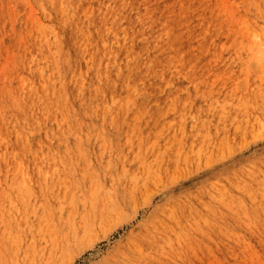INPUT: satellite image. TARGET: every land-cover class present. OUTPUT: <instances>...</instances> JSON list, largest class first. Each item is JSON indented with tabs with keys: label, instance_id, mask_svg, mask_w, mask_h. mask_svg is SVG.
I'll list each match as a JSON object with an SVG mask.
<instances>
[{
	"label": "rangeland",
	"instance_id": "1",
	"mask_svg": "<svg viewBox=\"0 0 264 264\" xmlns=\"http://www.w3.org/2000/svg\"><path fill=\"white\" fill-rule=\"evenodd\" d=\"M39 1L0 0V264H264V0ZM148 165L170 176L82 237Z\"/></svg>",
	"mask_w": 264,
	"mask_h": 264
},
{
	"label": "bare ground",
	"instance_id": "2",
	"mask_svg": "<svg viewBox=\"0 0 264 264\" xmlns=\"http://www.w3.org/2000/svg\"><path fill=\"white\" fill-rule=\"evenodd\" d=\"M42 1V0H41ZM41 1H39V2H41ZM44 1V0H43ZM42 1V2H43ZM48 1V0H47ZM62 1V0H61ZM69 1V0H68ZM93 1V0H92ZM123 1V0H122ZM53 2V1H52ZM80 2V1H79ZM78 2V3H79ZM109 2V1H108ZM107 2V3H108ZM139 2H141V1H139ZM144 2V1H143ZM156 2V1H155ZM58 3V2H57ZM63 3V2H62ZM61 3V4H62ZM71 3V2H70ZM82 3V2H81ZM98 3H100V2H98ZM105 3V2H104ZM106 3V4H107ZM46 4H48V3H46ZM54 4V3H53ZM109 4V3H108ZM112 4V3H111ZM124 4V3H123ZM129 4V3H128ZM127 4V5H128ZM90 5V4H89ZM89 5H87V6H89ZM113 5V4H112ZM112 5H111V7H112ZM126 5V6H127ZM132 5V4H131ZM54 6V5H53ZM84 6H85V4H84ZM86 6V7H87ZM122 6V5H121ZM146 6V5H145ZM44 7V6H43ZM61 7V6H60ZM62 8V7H61ZM65 8H67V7H65ZM83 8V7H82ZM124 8H126V7H124ZM47 9H48V7H47ZM56 8L54 7V10H55ZM78 9V8H77ZM77 9H76V11H77ZM104 9V8H103ZM52 10V9H51ZM60 10V9H59ZM62 10V9H61ZM66 10V9H65ZM100 10H102V9H100ZM121 10H123L122 8H121ZM126 10V9H125ZM48 11V10H47ZM56 11H58L57 9H56ZM128 11V10H127ZM59 12V11H58ZM67 12H69V11H67ZM66 12V13H67ZM75 12V11H74ZM82 12V11H81ZM80 12V13H81ZM99 12H101V11H99ZM129 12V11H128ZM141 12V11H140ZM147 12V11H146ZM50 13V12H49ZM70 13V12H69ZM72 13V12H71ZM77 13V12H76ZM102 13V12H101ZM106 13V12H105ZM122 13V12H121ZM52 14V13H51ZM56 14H57V12H56ZM62 14V13H61ZM74 14V13H73ZM94 14V16H97L95 13H93ZM100 14V13H99ZM83 15H84V13H83ZM91 15V14H90ZM108 15V14H107ZM116 16H117V13L115 14ZM125 15V14H124ZM127 15V14H126ZM132 15V14H131ZM47 16V15H46ZM89 16V14L87 15V17ZM100 16V15H99ZM104 16V15H103ZM106 16V15H105ZM133 16V15H132ZM139 16V15H138ZM156 16V15H155ZM58 17V16H57ZM71 17H72V15H71ZM107 17V16H106ZM61 18V17H60ZM65 18V17H64ZM67 18H68V16H67ZM81 18V17H80ZM84 18H86V17H84ZM84 18L82 17L81 19H83L84 20ZM141 18V17H140ZM70 19V18H69ZM81 19H79V20H81ZM88 19V18H87ZM86 19V20H87ZM102 19V18H101ZM131 19V18H130ZM59 20V19H58ZM57 20V21H58ZM65 20V19H64ZM67 20V19H66ZM72 20V19H71ZM82 20V21H83ZM90 20V19H89ZM53 21V20H52ZM67 21H69V20H67ZM78 21V20H77ZM116 21V20H115ZM120 21H121V19H120ZM56 22V21H55ZM64 22V21H63ZM66 22V21H65ZM64 22V23H65ZM83 22H85V20L83 21ZM96 22V21H95ZM94 22V23H95ZM105 22H106V19H105ZM111 22H113V21H111ZM122 22V21H121ZM120 22V23H121ZM131 22V21H130ZM40 23V22H39ZM75 23V22H74ZM86 23V22H85ZM63 24V23H62ZM66 24V23H65ZM83 24V23H82ZM89 24V23H88ZM93 24V23H92ZM76 25V24H75ZM84 25V24H83ZM67 26V25H66ZM86 26V25H85ZM124 26V25H123ZM137 26V25H136ZM64 27V26H63ZM71 27V26H70ZM77 27H78V25H77ZM81 27V26H80ZM93 27V26H92ZM95 27V26H94ZM113 27V26H112ZM25 28V27H24ZM68 28V27H67ZM82 28V27H81ZM80 28V29H81ZM89 28V27H88ZM87 28V29H88ZM121 28V27H120ZM124 28V27H123ZM151 28V27H150ZM26 29V28H25ZM82 29H84V27L82 28ZM111 29V28H110ZM28 30V29H27ZM31 30V29H30ZM29 30V31H30ZM74 30V29H73ZM75 30H77L76 28H75ZM91 29H89V31H90ZM123 30V29H122ZM124 30H125V28H124ZM25 31V30H24ZM66 31V30H65ZM70 31V30H69ZM83 31H85V29L83 30ZM28 32V31H27ZM56 32H57V30H56ZM55 32V33H56ZM156 32V31H155ZM75 33V32H74ZM92 33V32H91ZM114 33V32H113ZM118 33V32H117ZM148 33H149V31H148ZM170 33V32H169ZM24 34V33H23ZM32 34V33H31ZM43 34V33H42ZM72 34V33H71ZM127 34V33H126ZM129 34V33H128ZM127 34V35H128ZM30 35V34H29ZM36 35V34H35ZM37 35H38V33H37ZM44 35V34H43ZM77 35H78V33H77ZM31 36V35H30ZM29 36V38L31 39V37ZM59 36V35H58ZM82 36V35H81ZM85 36V35H84ZM99 36V35H98ZM119 36V35H118ZM124 36V35H123ZM122 36V39L124 38L125 39V37H123ZM126 36V35H125ZM22 37V36H21ZM34 37V36H33ZM37 37V36H36ZM36 37H35V39H36ZM60 37V36H59ZM90 37V36H89ZM115 37V36H114ZM134 37V36H133ZM25 38V37H24ZM38 38V37H37ZM41 38V37H40ZM80 38V37H79ZM82 38H83V36H82ZM91 38V37H90ZM115 38H117V35H116V37ZM148 38H150V37H148ZM27 39H28V37H27ZM26 39V40H27ZM44 39V38H43ZM131 39H133V38H131ZM41 40V39H40ZM49 40V39H48ZM83 40H84V38H83ZM90 40V39H89ZM93 40V39H92ZM91 40V41H92ZM126 40V39H125ZM124 40V41H125ZM149 40V39H148ZM148 40H146V41H148ZM25 41V40H24ZM31 41H33L32 39H31ZM44 41V40H43ZM50 41V40H49ZM74 41V40H73ZM90 41V42H91ZM97 41V40H96ZM104 42H105V40H103ZM35 42V41H34ZM42 42V41H41ZM53 41H51L50 43H52ZM79 42V41H78ZM81 42H82V40H81ZM107 42H109V41H107ZM29 43V42H28ZM31 43V42H30ZM87 43V42H86ZM94 43V42H93ZM98 43V42H97ZM55 44V43H54ZM65 44V43H64ZM117 44V43H116ZM26 45V44H25ZM52 45V44H51ZM100 45V44H99ZM110 45V44H109ZM108 44H107V46H109ZM112 45V44H111ZM38 46V45H37ZM43 46V45H42ZM86 46V45H85ZM39 47V46H38ZM41 47V46H40ZM49 47V46H48ZM63 47V46H62ZM67 47V46H66ZM118 47H119V45H118ZM123 47V46H122ZM33 48V47H32ZM44 48V47H43ZM53 48V47H52ZM83 48V47H82ZM17 49H19L18 47H17ZM23 49H25V48H23ZM30 49V48H29ZM98 49H100V47L98 48ZM127 49V48H126ZM16 50V49H15ZM14 50V51H15ZM25 50H27V49H25ZM42 50V49H41ZM57 50V49H56ZM150 50V49H149ZM154 50V49H153ZM33 51V50H32ZM37 51V50H36ZM59 51V50H58ZM75 51V50H74ZM77 51H78V49H77ZM117 51V50H116ZM25 52V51H24ZM30 52V51H29ZM47 52V51H46ZM45 52V53H46ZM54 52V51H53ZM76 52V51H75ZM105 53H107L106 51H104ZM31 53V52H30ZM39 53H41V52H39ZM42 53H44L43 51H42ZM44 53V54H45ZM58 53V52H57ZM117 53V52H116ZM34 54V53H33ZM48 54V53H47ZM63 54V53H62ZM65 54V53H64ZM118 54H119V52H118ZM152 54V53H151ZM154 54V53H153ZM17 55H19L18 53H17ZM16 55V56H17ZM27 55V54H26ZM35 55V54H34ZM37 56H39L38 54H36ZM41 55V54H40ZM46 55V54H45ZM50 55H51V53H50ZM55 55V54H54ZM67 55V54H66ZM141 55V54H140ZM33 56V55H32ZM42 56V55H41ZM68 56V55H67ZM70 56V55H69ZM92 56H93V54H92ZM26 57V56H25ZM47 57V56H46ZM65 57V56H64ZM79 57V56H78ZM77 57V58H78ZM41 58V57H40ZM61 58V57H60ZM63 58V57H62ZM116 58V57H115ZM130 58V57H129ZM132 58V57H131ZM23 59V58H22ZM39 59V58H38ZM93 59V58H92ZM128 59V58H127ZM133 59V58H132ZM152 59V58H151ZM16 60V59H15ZM44 59L42 58V61H43ZM64 60V59H63ZM62 60V61H63ZM70 60V59H69ZM95 60V59H94ZM103 60V59H102ZM17 61V60H16ZM24 61V60H23ZM31 61H33L32 59H31ZM52 61H54V60H52ZM58 61V60H57ZM122 61V60H121ZM129 61V60H128ZM132 61V60H131ZM28 62H30V61H28ZM101 62V61H100ZM109 62V61H108ZM19 63V62H18ZM31 63V62H30ZM38 63V62H37ZM47 63H48V61H47ZM58 63V65H59V62H57ZM81 63V62H80ZM102 63V62H101ZM100 63V64H101ZM117 63V62H116ZM153 63V62H152ZM42 64V63H41ZM40 64V65H41ZM54 64V63H53ZM77 64V63H76ZM122 64V63H121ZM125 64V63H124ZM129 64V63H128ZM19 65H20V63H19ZM23 65V64H22ZM106 65H108V64H106ZM139 65V64H138ZM143 65V64H142ZM21 66V65H20ZM24 66V65H23ZM29 66V65H28ZM37 66H39V65H37ZM53 66V65H52ZM60 66H62V65H60ZM65 66H67V65H65ZM100 67H101V65H99ZM98 66V67H99ZM132 66H133V64H132ZM25 67V66H24ZM34 67V66H33ZM50 67V66H49ZM62 67H64V66H62ZM73 67H74V65H73ZM98 67H96V69L98 68ZM20 68V67H19ZM22 68V67H21ZM45 68V67H44ZM54 68V67H53ZM53 68H51V70H53ZM66 68V67H65ZM69 68H71V67H69ZM151 68V67H150ZM30 69L31 68H29V71H30ZM33 69V68H32ZM40 69V68H39ZM93 69V68H92ZM140 69V68H139ZM16 70V69H15ZM35 70H36V68H35ZM57 70V69H56ZM60 70V69H59ZM59 70H58V72H59ZM102 70V69H101ZM100 70V71H101ZM45 71V70H44ZM67 71V70H66ZM103 71V70H102ZM132 71H134L133 69H132ZM142 71V70H141ZM21 72H22V70H21ZM20 72V73H21ZM39 72H40V70H39ZM52 72H54V71H52ZM113 72V71H112ZM121 72H122V70H121ZM19 73V74H20ZM49 73V72H48ZM64 73H65V71H64ZM117 73V72H116ZM123 73V72H122ZM125 73V72H124ZM15 74V73H14ZM31 74V73H30ZM38 74V73H37ZM40 74V73H39ZM62 74V73H61ZM69 74V73H68ZM99 74V73H98ZM97 74V75H98ZM107 74V73H106ZM118 74V73H117ZM21 75V74H20ZM29 75V74H28ZM41 75V74H40ZM80 75H82V74H80ZM89 75H91V74H89ZM142 75V74H141ZM19 76V75H18ZM43 76V75H42ZM79 76V75H78ZM99 76V75H98ZM119 76H121V74L119 75ZM154 76V75H153ZM36 77V76H35ZM47 77V76H46ZM60 77V76H59ZM70 77V76H69ZM84 77V76H83ZM118 77V76H117ZM133 77H136V76H133ZM142 77V76H141ZM12 78V77H11ZM21 78V77H20ZM23 78V77H22ZM25 78H26V76H25ZM29 78V77H28ZM32 78V77H31ZM41 78V77H40ZM43 78V77H42ZM61 78V77H60ZM72 78V77H71ZM94 78V77H93ZM119 78V77H118ZM153 78H155V77H153ZM17 79V78H16ZM39 79V78H38ZM62 79V78H61ZM66 79V78H65ZM86 79H87V77H86ZM99 79H101V78H99ZM104 79V78H103ZM120 79V78H119ZM133 79H135V78H133ZM9 80V79H8ZM14 80V79H13ZM23 80H24V78H23ZM22 80V81H23ZM27 80V79H26ZM54 81H55V79H53ZM63 80V79H62ZM66 80H68V79H66ZM88 80V79H87ZM102 80V79H101ZM108 80V79H107ZM118 80V79H117ZM116 80V81H117ZM148 80H151L150 78L148 79ZM29 81H30V78H29ZM52 81V80H51ZM53 81V82H54ZM81 81H83V80H81ZM92 81H93V79H92ZM95 81V80H94ZM106 81V80H105ZM134 81H136V80H134ZM32 82H33V78H32ZM39 82H40V80H39ZM41 82H42V80H41ZM45 82V81H44ZM56 82V81H55ZM77 82V81H76ZM107 82H109V81H107ZM7 83V82H6ZM11 83V82H10ZM9 83V84H10ZM23 83V82H22ZM30 83L31 82H29V86H31L30 85ZM48 83V82H47ZM101 83V82H100ZM112 82H110V84H111ZM115 84H116V82H114ZM152 83V82H151ZM8 84V83H7ZM21 83L19 82V85H20ZM32 84V83H31ZM33 84H34V82H33ZM36 84H38V83H36L35 82V85ZM63 84V83H62ZM81 84V83H80ZM99 84V83H98ZM109 84V83H108ZM144 84V83H143ZM89 85V84H88ZM104 85H106V84H104ZM126 85V84H125ZM22 86V85H21ZM70 86V85H69ZM83 86V85H82ZM90 86V85H89ZM88 86V87H89ZM136 86V85H135ZM10 87V86H9ZM16 87V86H15ZM20 87V86H19ZM47 87V86H46ZM97 87V86H96ZM102 87V86H101ZM107 87L109 88V86L107 85ZM140 87V86H139ZM6 88V87H5ZM8 88V87H7ZM21 88V87H20ZM23 88V87H22ZM39 88V87H38ZM49 88V87H48ZM53 88V87H52ZM73 88V87H72ZM98 88V87H97ZM111 88H112V86H111ZM135 88V87H134ZM2 89H4V87H2ZM9 89V88H8ZM34 89V88H33ZM66 89V88H65ZM64 89V90H65ZM81 89V88H80ZM5 90V89H4ZM10 90V89H9ZM18 90V89H17ZM20 90V89H19ZM21 90H25L24 88L23 89H21ZM27 90V89H26ZM30 91H31V89H29ZM35 90V89H34ZM39 90V89H38ZM48 90V89H47ZM70 90V89H69ZM99 91H100V89H98ZM103 90V89H102ZM101 90V91H102ZM105 90V89H104ZM106 90H107V88H106ZM144 90V89H143ZM142 90V91H143ZM149 90V89H148ZM10 91H13L12 89L10 90ZM92 91V90H91ZM113 91H114V89H113ZM121 91V90H120ZM25 92V91H24ZM32 92V91H31ZM30 92V93H31ZM37 92V91H36ZM64 92V91H63ZM85 92V91H84ZM103 92V91H102ZM149 92V91H148ZM7 93V92H6ZM34 93V92H33ZM42 93V92H41ZM40 93V95H42ZM44 93H45V91H44ZM46 93H47V91H46ZM83 93V92H82ZM109 93V92H108ZM112 93H114V92H112ZM121 93V92H120ZM5 94V93H4ZM19 94H20V92H19ZM26 94V93H25ZM35 94V93H34ZM80 94V93H79ZM87 94V93H86ZM91 94V93H90ZM102 94V93H101ZM104 95H106L105 93H103ZM128 94V93H127ZM152 94V93H151ZM1 95V94H0ZM10 95V94H9ZM11 95H13V94H11ZM36 95H37V93H36ZM74 95V94H73ZM88 95V94H87ZM93 95V94H92ZM111 95V94H110ZM118 95V94H117ZM121 95V94H120ZM23 96H24V94H23ZM26 96H27V94H26ZM43 96V95H42ZM56 96V95H55ZM58 96V95H57ZM56 96V97H57ZM63 96V95H62ZM70 96V95H69ZM75 96V95H74ZM83 96H85V95H82L81 97H83ZM98 96V95H97ZM112 96H114V95H112ZM111 96V97H112ZM119 96V95H118ZM21 98H22V96H20ZM33 97V96H32ZM51 97V96H50ZM80 97V96H79ZM96 97V96H95ZM132 97V96H131ZM136 97V96H135ZM13 98V97H12ZM17 98V97H16ZM16 98H15V100H16ZM29 98V97H28ZM39 98V97H38ZM43 98H44V96H43ZM49 97H48V94H47V99H48ZM88 97H86V99H87ZM116 98V97H115ZM5 99V98H4ZM4 99L2 100V101H4ZM30 99V98H29ZM32 99H34V98H32ZM54 99V98H53ZM72 99V98H71ZM81 99V98H80ZM93 99V98H92ZM91 99V100H92ZM103 99H104V97H103ZM6 100V99H5ZM22 101H23V99H21ZM28 100V99H27ZM34 100H36V99H34ZM33 100V101H34ZM39 100H40V98H39ZM45 100V99H44ZM55 100V99H54ZM57 100V99H56ZM62 100V99H61ZM70 100V99H69ZM90 100V99H89ZM116 100V99H115ZM1 101V102H2ZM7 101V100H6ZM10 101V100H9ZM32 101V102H33ZM41 101V100H40ZM46 101V100H45ZM50 101V100H49ZM63 101H65V100H63ZM67 101V100H66ZM65 101V102H66ZM84 101V100H83ZM95 101V100H94ZM104 101V100H103ZM13 102V101H12ZM29 102V101H28ZM35 102V101H34ZM62 102V101H61ZM17 102H15V104H16ZM37 103V102H36ZM36 103H35V105H36ZM43 103V102H42ZM45 103V102H44ZM49 102H47V104H48ZM51 103V102H50ZM53 103V102H52ZM67 103V102H66ZM71 103V102H70ZM4 104H5V102H4ZM8 104V103H7ZM69 104V103H68ZM74 104V103H73ZM6 105V104H5ZM10 105V104H9ZM13 105V104H12ZM33 105V104H32ZM46 105V104H45ZM44 105V106H45ZM71 105V104H70ZM80 105V104H79ZM78 105V106H79ZM14 106V105H13ZM17 106H18V104H17ZM27 106V105H26ZM43 106V107H44ZM46 106H48V105H46ZM53 106H54V104H53ZM65 106V105H64ZM74 107L75 105H71V107ZM15 107V106H14ZM28 107H29V105H28ZM27 107V108H28ZM31 107H33V106H31ZM30 107V108H31ZM41 107H42V104H41ZM42 107V108H43ZM51 107H52V104H51ZM58 107H59V105H58ZM80 107V106H79ZM19 108H20V106H19ZM46 108H48V107H46ZM57 107H55V109H56ZM66 108V107H65ZM7 109H8V107H7ZM10 109V108H9ZM18 109V108H17ZM52 109H53V107H52ZM67 109V108H66ZM23 110V109H22ZM29 109H27L26 110V112L28 111ZM34 110V109H33ZM36 110V109H35ZM49 110V109H48ZM58 110V109H57ZM69 110V109H68ZM11 111H12V109H11ZM15 111V110H14ZM21 111V110H20ZM23 111H25V110H23ZM41 111H45V110H41ZM52 111V110H51ZM59 111V110H58ZM60 111H61V108H60ZM73 111V110H72ZM79 111V110H78ZM35 112V111H34ZM33 112V113H34ZM70 112V111H69ZM80 112V111H79ZM83 112V111H82ZM81 112V113H82ZM13 113V112H12ZM16 113V112H15ZM32 113V114H33ZM49 113V112H48ZM56 113V112H55ZM64 113H66V112H64ZM76 113V112H75ZM84 113V112H83ZM82 113V114H83ZM1 114V113H0ZM8 114V113H7ZM7 114H5L6 115V117H7ZM10 114V113H9ZM14 114V113H13ZM40 114V113H39ZM43 115H44V113H42ZM52 114V113H51ZM72 114H74V113H72ZM71 114V115H72ZM3 116H4V114H2ZM16 115V114H15ZM20 115H22V114H20ZM31 115V114H30ZM29 115V116H30ZM46 115V114H45ZM57 115V114H56ZM77 115H78V113H77ZM80 115V114H79ZM1 116V115H0ZM11 116V115H10ZM9 116V117H10ZM13 116V115H12ZM16 116H19L18 114L16 115ZM15 116V117H16ZM47 116V115H46ZM45 116V117H46ZM66 116V115H65ZM21 117V116H20ZM38 116H36V118H37ZM53 117V116H52ZM11 118H13V117H11ZM31 118H34L33 116L31 117ZM63 118V117H62ZM22 119H24V116H23V118ZM28 120H30L29 118H27ZM0 120H1V118H0ZM17 120V119H16ZM38 120H40V119H38ZM46 120V119H45ZM44 120V121H45ZM53 120V119H52ZM61 120V119H60ZM2 122L4 121L3 120V118H2V120H1ZM23 121V120H22ZM27 121V120H26ZM31 121V120H30ZM44 121H43V123H44ZM59 121V120H58ZM62 121V120H61ZM10 122V121H9ZM12 122V121H11ZM20 123H22L21 121H19ZM15 123V122H14ZM17 123V122H16ZM30 123V122H29ZM3 124H5V123H3ZM13 124V123H12ZM24 124V123H23ZM48 124V123H47ZM17 125H18V123H17ZM62 125V124H61ZM16 126V125H15ZM19 126V125H18ZM27 126V125H26ZM11 127V126H10ZM13 127V126H12ZM24 127V126H23ZM32 127V126H31ZM30 127V128H31ZM63 127V126H62ZM4 128H6V126L4 127ZM7 128H9L8 126H7ZM15 128V127H14ZM39 128V127H38ZM50 128V127H49ZM53 128V127H52ZM56 128V127H55ZM9 129H11V128H9ZM20 129H21V125H20ZM24 129V128H23ZM43 129V128H42ZM41 129V130H42ZM51 129V128H50ZM6 130V129H5ZM24 130H27L26 129V127H25V129ZM246 130V129H245ZM1 131V130H0ZM4 131V130H3ZM10 131V130H9ZM23 131V130H22ZM21 131V132H22ZM47 131V130H46ZM51 131V130H50ZM1 133V132H0ZM6 133V132H5ZM9 133V132H8ZM18 133V132H17ZM10 134V133H9ZM19 134H21L20 132H19ZM23 134H24V132H23ZM47 134H48V132H47ZM5 135V134H4ZM8 135V134H7ZM25 135V134H24ZM0 137H2L1 135H0ZM22 137V136H21ZM24 137V136H23ZM29 137V136H28ZM31 138H32V136H31ZM33 139V138H32ZM18 140H20V139H18ZM11 141V140H10ZM2 142V141H1ZM20 142H22V139H21V141ZM64 142V141H63ZM7 143H10L9 141L7 142ZM11 143H13V142H11ZM25 142H23L22 144H24ZM33 144V143H32ZM54 144V143H53ZM64 144V143H63ZM21 145V144H20ZM19 146V145H18ZM25 146V145H24ZM32 146V145H31ZM8 147V146H7ZM27 147V146H26ZM3 148V147H2ZM1 149V148H0ZM4 149V148H3ZM10 149V148H9ZM21 149V148H20ZM4 150H6V149H4ZM22 150H24V149H22ZM27 150V152H29V149L27 148L26 149ZM14 152V151H13ZM22 152V151H21ZM36 152V151H35ZM8 153H9V151H8ZM13 154V153H12ZM20 154V153H19ZM11 155V154H10ZM24 155V154H23ZM20 156H21V154H20ZM7 156H5V158H6ZM5 158H3V159H5ZM16 158V157H15ZM25 160V159H24ZM17 161H19V160H17ZM178 161V160H177ZM4 163H6L5 162V160H4ZM11 163V162H10ZM24 163V162H23ZM28 163V162H27ZM7 164V163H6ZM38 164V163H37ZM8 165V164H7ZM7 165H5V167L7 166ZM17 165H19V164H17ZM17 165H15V166H17ZM26 165V164H25ZM111 166V165H110ZM18 167V166H17ZM8 168V167H7ZM177 168H178V165H177ZM8 169H10V168H8ZM7 169V170H8ZM11 169H14V168H12L11 167ZM17 169V168H16ZM109 169V168H108ZM179 169V168H178ZM19 170L21 171L22 169H18V172H19ZM27 170V169H26ZM10 171V170H9ZM12 171V170H11ZM28 171V170H27ZM95 171V170H94ZM17 172V171H16ZM22 172V171H21ZM25 172V171H24ZM90 172V171H89ZM20 173V172H19ZM33 173H35V172H33ZM91 173V172H90ZM97 173V172H96ZM28 174V173H27ZM11 175V174H10ZM14 175H16L15 173H14ZM29 175V174H28ZM94 175V174H93ZM99 175V174H98ZM33 176V175H32ZM101 176V175H100ZM168 176H170L169 175V173H167V172H163V170L162 169H160V168H158V167H155L154 165H148L147 166V169L143 172L142 171V173H141V176L140 177H138V176H136V181H132L130 184H129V186L128 187H126L124 190H123V192L121 193V194H119V195H117V197H115V199H111L109 202H107L103 207H102V209H101V212L100 213H98V211H97V215L95 216V218L94 219H91L90 220V222H88V223H84L82 226H80L81 228L78 230L79 231V234L80 235H82V237H85V236H87V235H91V233H95L96 231H97V229L98 228H101V227H104L105 225H107V224H109L113 219H116V218H119L120 216H122V214H123V210L127 207V206H129V205H131V204H133L134 202L136 203V201L138 200V198L139 197H142V196H144L145 195V193H146V191L148 190V186L149 185H151V183H154V184H157V183H161V182H165L167 179H168ZM28 177V176H27ZM95 177V176H94ZM135 177V176H134ZM96 178V177H95ZM94 178V179H95ZM101 178V177H100ZM94 179L92 180V181H94ZM102 179V178H101ZM86 180V179H85ZM96 180V179H95ZM133 180V179H132ZM5 181V180H4ZM17 182H19V181H17ZM95 182V181H94ZM79 183H81V182H79ZM78 182H77V184H79ZM97 184H98V182H97ZM96 184V185H97ZM80 185V184H79ZM79 185H78V187H79ZM83 185V184H82ZM10 187V186H9ZM82 187V186H81ZM84 187V186H83ZM86 187V186H85ZM94 187V186H93ZM150 187V186H149ZM1 188V187H0ZM151 188V187H150ZM87 189V188H86ZM32 190V189H31ZM78 190V189H77ZM3 191H4V189H3ZM84 191H85V188H84ZM83 191V192H84ZM21 192V191H20ZM3 193V192H2ZM2 193H1V195H2ZM5 193V192H4ZM31 193V192H30ZM149 193V192H148ZM6 194V193H5ZM66 194V193H65ZM74 194V193H73ZM83 194V193H82ZM87 194V193H86ZM39 195V194H38ZM37 195V196H38ZM3 196H5V195H3ZM86 196V195H85ZM92 196H94V194L92 195ZM45 197V196H44ZM38 198V197H37ZM75 198V197H74ZM88 198V197H87ZM56 199V198H55ZM54 199V200H55ZM58 200V199H57ZM56 200V201H57ZM32 201H33V199H32ZM60 201V200H59ZM66 201V200H65ZM86 201V200H85ZM64 202V201H63ZM73 202V201H72ZM27 204H30V203H27ZM35 204V203H34ZM53 204V203H52ZM48 205H49V203L46 205L47 207H48ZM98 205V204H97ZM30 206H31V204H30ZM45 206V205H44ZM43 206V204H42V207H44ZM50 206V205H49ZM53 206H55V205H53ZM52 206V207H53ZM76 206V205H75ZM56 207V206H55ZM98 208H99V206H97ZM49 208V207H48ZM46 209V208H45ZM52 210H53V208H51ZM87 210V209H86ZM97 210V209H96ZM43 211V210H42ZM79 211V210H78ZM50 212V211H49ZM88 213V210H87V212H86V214ZM46 214V213H45ZM52 214V213H51ZM96 214V213H95ZM50 215V214H49ZM92 215V214H91ZM166 214H163V215H158L157 217H156V219H155V222L154 223H152L151 224V226H149V227H147L148 229H147V231H146V233L143 235V237H142V239H141V241H143V242H145V244H146V246H148V247H151L150 246V244H156L155 242L157 241L156 240V236H157V233H158V230L161 228V229H163L164 228V220L166 221V219H165V217H167V216H165ZM51 217V219H53L52 218V215H50ZM86 218V217H85ZM55 219H53V221H54ZM52 223V222H51ZM54 223V222H53ZM54 225H55V223H54ZM169 225V224H168ZM76 229V228H75ZM102 230V229H101ZM66 236V235H65ZM73 236V235H72ZM70 237V236H69ZM142 243V242H141ZM138 244V243H137ZM152 244V246H154ZM71 245V244H70ZM69 245V246H70ZM130 245V244H129ZM144 245V244H143ZM29 246H30V244H29ZM141 246H142V244H141ZM130 247H134V246H130ZM129 247V248H130ZM31 248H32V245H31ZM31 248H29L28 247V250L29 251H31L30 249ZM145 248H147V247H145ZM158 248V247H157ZM64 249V248H63ZM134 249L135 250H138V249H141V250H143L141 247H140V244H138V246H137V248H135L134 247ZM148 249V248H147ZM151 249H152V247H151ZM59 250V249H58ZM152 250H154V248L152 249ZM94 251V250H93ZM26 252V251H25ZM98 252H100V251H96V252H94V254L92 255V256H95L96 254H98ZM48 260V259H47ZM49 261H50V259H49ZM56 261H57V259H56ZM51 264H53V263H51ZM56 264H57V262H56Z\"/></svg>",
	"mask_w": 264,
	"mask_h": 264
}]
</instances>
